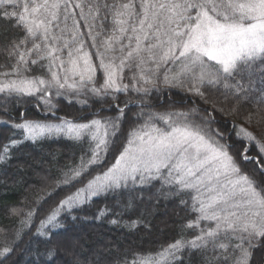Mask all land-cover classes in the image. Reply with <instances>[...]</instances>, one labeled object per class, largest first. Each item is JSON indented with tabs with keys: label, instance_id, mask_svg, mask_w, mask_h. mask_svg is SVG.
<instances>
[{
	"label": "snow or ice",
	"instance_id": "1",
	"mask_svg": "<svg viewBox=\"0 0 264 264\" xmlns=\"http://www.w3.org/2000/svg\"><path fill=\"white\" fill-rule=\"evenodd\" d=\"M0 21L24 31L23 37L13 36L0 47L9 61H15L10 71L0 72V107L6 110L13 97L34 96L52 111L56 105L49 94L54 89L55 96H83L78 100L81 105L91 108V100L117 113L87 122L58 117L59 123L51 127L27 120L11 125L23 130L22 140L35 142L45 132L89 140L88 152L78 164L62 170L55 182L56 188L75 191L41 220L38 234L46 235L48 225L60 226L57 218L62 211L71 212L91 197L128 188L129 183L159 182L161 189L167 186L190 196L199 215L189 228L198 227L201 220L214 222V227L162 247L155 257L137 256L134 264H172L185 247L207 251L209 245L220 253L213 260L249 264L253 240L264 237V184L241 172L229 145L221 143L224 133L211 126L210 118L195 122L184 112H141L143 123L127 131L113 162L91 173L105 163L110 151H117L125 108L133 102L124 101L120 107L118 94L148 95L162 82L173 88L187 86L201 97L203 87L222 86L226 99L246 100L248 89L237 77L247 76L250 85L254 65L264 62V0H0ZM32 66L46 70L50 78L27 75ZM259 103L264 104V94ZM93 116H99V110ZM156 120L165 127L157 126ZM236 135L246 142L242 161L254 163V170L264 175V141L242 127ZM9 139L12 144L21 142ZM251 146L257 156L248 155ZM8 147L4 145L0 160L10 158ZM32 215L28 213L29 220ZM22 224L27 227L28 220ZM20 235L17 231V238ZM9 251L6 247L0 255Z\"/></svg>",
	"mask_w": 264,
	"mask_h": 264
},
{
	"label": "trees",
	"instance_id": "2",
	"mask_svg": "<svg viewBox=\"0 0 264 264\" xmlns=\"http://www.w3.org/2000/svg\"><path fill=\"white\" fill-rule=\"evenodd\" d=\"M81 31L87 32L83 22ZM13 36L17 39L23 37V29L10 27L8 22L0 21V47ZM12 63L15 61H9L6 53L0 52V72L10 71ZM262 67L264 62L254 65L250 85L247 76L243 79L237 77L249 93L246 100L239 102L236 97L226 99L222 86L203 87L201 90L204 96L201 97L187 91V86L184 89L173 88L162 82L159 83L158 90L152 88L148 95L134 91L118 94L117 103L120 107H124V101L133 102L125 108L126 118L123 119L116 138L117 151H110L104 158L105 163L96 166L91 175L113 162L124 143L127 131L136 123H143L139 113L184 112L188 113L189 120L195 122L210 118L211 126L224 133L221 143L229 145V154L235 158L241 172L264 184V175L254 170L256 165L250 161H242L240 153L246 142L236 135L237 130L242 127L264 141V104L259 103L264 94ZM27 75L50 78L46 70L38 66H32V71ZM100 83L102 80H98L97 86ZM124 83L130 81L125 79ZM54 93L53 89L49 94L52 104L56 105L52 111L46 110L45 105L34 96L13 97L6 110L0 107V122H8L0 123V154L7 144L10 157L0 160V252L6 247L11 249L0 255V264H125V261L127 264H134L137 256L151 254L155 257L162 247L181 238L191 240L199 235L201 228L211 226L210 222L201 220L198 227H188L199 215L193 211L188 194H177L167 186L161 189L159 182H153L151 186L129 183L128 188L110 190L91 197L71 212L62 211L57 218L60 226L48 225L43 230L46 235L38 234L41 220L70 191H75V187L56 188L55 182L61 178L62 170L78 164L81 155L88 152L89 140L85 137L82 141H76L65 134L42 136L35 142L30 139L22 140L23 130H14L11 125L25 120L42 124L59 123L58 117L51 114L53 112L74 122L117 115L107 105L102 108L91 100V108L81 105L78 100L84 99L83 96L65 98L55 96ZM240 95L242 97L243 93ZM97 110L99 116L94 117L93 112ZM48 112L50 114L44 116ZM155 123L159 127H165L159 120ZM10 137L21 142L12 144ZM248 155L257 156L254 146L250 147ZM261 162L264 163V160ZM91 175L85 178V183ZM181 200L186 203L182 204ZM101 211L104 212L102 216ZM29 212L33 213L30 220ZM25 220H28L27 227L22 224ZM17 231L21 233L19 238L16 236ZM253 245L249 264H264V237L254 239ZM247 246L245 241V247ZM49 252L53 255L49 256ZM219 254V251L211 250V245L207 251L185 247L177 253L172 264H208L209 260L211 264H224L222 259H212ZM161 264H167V261H162ZM228 264H232L231 259Z\"/></svg>",
	"mask_w": 264,
	"mask_h": 264
},
{
	"label": "rangeland",
	"instance_id": "3",
	"mask_svg": "<svg viewBox=\"0 0 264 264\" xmlns=\"http://www.w3.org/2000/svg\"><path fill=\"white\" fill-rule=\"evenodd\" d=\"M138 87V86H137ZM40 124H42V123H40ZM55 124H58V123H51V124H45V125H48L49 127H51V126H54ZM62 134V133H61ZM46 135H59V134H57V133H55V132H53V133H48V132H45L43 135H41V136H39V137H42V136H46ZM38 137V138H39ZM208 222H210V225L212 226V227H214V222H212V221H208Z\"/></svg>",
	"mask_w": 264,
	"mask_h": 264
}]
</instances>
